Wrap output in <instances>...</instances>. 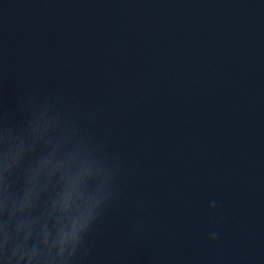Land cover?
<instances>
[{"label":"water","instance_id":"1","mask_svg":"<svg viewBox=\"0 0 264 264\" xmlns=\"http://www.w3.org/2000/svg\"><path fill=\"white\" fill-rule=\"evenodd\" d=\"M45 100L120 165L77 264H264V0H0V128Z\"/></svg>","mask_w":264,"mask_h":264},{"label":"clouds","instance_id":"2","mask_svg":"<svg viewBox=\"0 0 264 264\" xmlns=\"http://www.w3.org/2000/svg\"><path fill=\"white\" fill-rule=\"evenodd\" d=\"M51 103L30 102L25 126L0 128V264H77L116 195L119 163L81 128L85 117Z\"/></svg>","mask_w":264,"mask_h":264}]
</instances>
